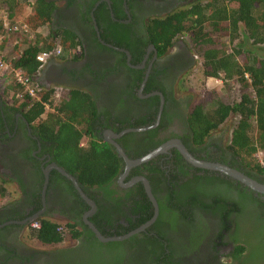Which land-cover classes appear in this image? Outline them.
I'll list each match as a JSON object with an SVG mask.
<instances>
[{"label": "flooded vegetation", "instance_id": "obj_1", "mask_svg": "<svg viewBox=\"0 0 264 264\" xmlns=\"http://www.w3.org/2000/svg\"><path fill=\"white\" fill-rule=\"evenodd\" d=\"M44 1L53 8L42 28L46 36H53L54 45L33 77L38 91L51 94L55 102L72 90L87 93L101 141L110 146L115 142L130 159L175 139L193 158L248 176L227 146L233 116L201 144L192 141L188 114L196 106H206L197 100L191 83L201 58L181 38L161 51L146 33L149 18L190 0ZM67 36L73 37V45ZM209 79L226 81L221 74ZM53 164L58 166L50 144L41 139L24 110L7 102L0 86V184L7 191L0 201V264H264V194L220 172L191 165L175 146L126 172L123 163L103 188L81 190L95 205L86 220L94 227L93 222L109 224L105 233L95 227L105 237L120 236L151 217L134 227L140 219L133 211L134 200L145 199L153 213L141 182L128 184L137 176L147 180L157 206L153 222L116 241L95 237L83 222L89 206ZM248 177L264 184V174ZM98 204L105 214L97 213ZM44 219L64 227L75 224L80 233L51 245L20 241L32 224L38 226Z\"/></svg>", "mask_w": 264, "mask_h": 264}, {"label": "trees", "instance_id": "obj_2", "mask_svg": "<svg viewBox=\"0 0 264 264\" xmlns=\"http://www.w3.org/2000/svg\"><path fill=\"white\" fill-rule=\"evenodd\" d=\"M22 2L0 0V7L10 19L22 18V23L31 31L47 24L53 5L38 0L26 12ZM93 15L96 18V10ZM145 29L151 42L161 51L175 39L187 41L201 58L203 78L221 74L238 85L237 97L231 100L212 98L204 108L196 106L190 111L187 123L192 141L201 144L231 115L228 149L248 176L264 174V168L254 156L258 151H264V0H190L161 16L149 18ZM52 39L51 34L44 37L34 33L24 50H15L10 59L12 70L20 71L28 82H32L40 64L37 54L51 49ZM66 39L73 45L72 36ZM8 79L3 97L24 110V116L34 123L41 139L50 144L52 159L75 177L80 189L103 188L112 183L122 170L123 161L112 146L101 141L100 128L94 126L96 110L89 95L72 90L55 102L51 94L38 91L36 100L22 93L21 87L10 76ZM44 103L49 107L45 108ZM6 193L0 184V201ZM133 203V211L140 217L135 227L151 216V209L145 199ZM97 213L105 214L99 204ZM107 220L105 222L109 223ZM93 224L101 233L109 227V224ZM78 225L85 228L82 222ZM75 226L64 227L61 223L39 220L37 227H29L27 238L41 244H57L62 239L79 235ZM237 249L240 252L242 248L238 246Z\"/></svg>", "mask_w": 264, "mask_h": 264}, {"label": "water", "instance_id": "obj_3", "mask_svg": "<svg viewBox=\"0 0 264 264\" xmlns=\"http://www.w3.org/2000/svg\"><path fill=\"white\" fill-rule=\"evenodd\" d=\"M91 16V20L93 23V28L97 31L95 22H94V18L92 16V14H90ZM157 122V119H156ZM156 124V123H154ZM145 126V127H137V128H127L124 129L122 131H120L117 134H113V137H118L123 133L126 132H130V131H143L146 129H149L150 127L154 126ZM111 145L114 148L115 153L117 154L118 157H120L124 163V172H126L130 167L132 166H136L139 165L147 160H149L150 158H152L153 156H155L156 154L166 150L168 147L170 146H175L179 153L182 155V157L191 165L198 167V168H203V169H208V170H214L217 172H220L222 174H225L237 181H239L240 183H242L243 185H245L246 187H248L249 189L259 192V193H263L264 194V184L263 183H259L256 180L246 176L245 174L241 173L240 171L233 169L231 167H228L226 165H223L221 163H217V162H207V161H202V160H197L195 158H193L188 152L187 150L180 144V142L178 140H170L167 141L163 144H161L160 146L156 147L155 149L149 151L148 153L137 157L135 159H130L128 158L124 152L122 151V149L115 143V142H110ZM53 167L64 177H66L67 179H69L70 181H72L73 187L75 189V191L78 193V195L82 198V200L89 206V209L83 214V222L90 228V230L93 232V234L95 235V237L102 242H108V241H116V240H122L125 239L127 237H129L130 235H133L139 231H142L144 228H146L149 224H151L157 214V206H156V202L150 192L149 186H148V182L147 180L143 177V176H137L132 178L128 184L135 182V181H140L145 194L149 200V202L151 203L152 207H153V213L151 215V217L144 223H142L140 226H138L137 228L123 234L120 236H103L101 235L98 230L86 220V217L89 216L90 214H92L95 210V205L94 203L88 199L84 193L81 191L80 187L78 186V184L76 183V181L73 179V177L71 175H69L68 173H66L62 168L56 166L53 164ZM123 176V175H122ZM14 222V221H13Z\"/></svg>", "mask_w": 264, "mask_h": 264}, {"label": "rangeland", "instance_id": "obj_4", "mask_svg": "<svg viewBox=\"0 0 264 264\" xmlns=\"http://www.w3.org/2000/svg\"><path fill=\"white\" fill-rule=\"evenodd\" d=\"M22 5H23V9L25 10V3H23ZM37 32L40 35H42L41 29L38 30ZM20 33L17 32L18 36L16 37V39H14V38L12 39L10 37V34H9V37H8L7 41L4 42V45L8 44V43H12V44H16V45H17V43H21L20 39H24L26 37V34L23 31H20ZM33 36H34V32L32 33V35L30 37L25 38V39L30 40V39H32ZM223 39L226 40L227 38H223ZM18 46H19V44H18ZM262 55H264V53H262ZM191 83H192V86L194 87V89H196V91L198 92V99L197 100H201L205 104L206 103L209 104L211 102V99L214 97L220 98L223 100H231V99L237 97V95H238V85L236 83H234V81H231L230 79L226 78V81H223V84H222L219 81L215 82L212 79L203 78L200 68H199L198 72L192 76ZM3 91L4 90H2V95L6 96V95H4ZM208 93H211L212 97H209ZM186 95H187V97L189 96V94H186ZM4 98L6 99V97H4ZM232 120H233V118H232ZM231 124H232V121H231ZM256 155L257 154H255L254 156L256 157ZM258 156L259 157H256L257 161H258V159H260V156L264 158V151H258ZM57 223H60V222H57ZM20 241L25 243L26 245H33L34 244L32 239L27 238V237H22L20 239Z\"/></svg>", "mask_w": 264, "mask_h": 264}, {"label": "built area", "instance_id": "obj_5", "mask_svg": "<svg viewBox=\"0 0 264 264\" xmlns=\"http://www.w3.org/2000/svg\"><path fill=\"white\" fill-rule=\"evenodd\" d=\"M0 22L3 27V31L0 32V74L2 76H6L7 78H9L10 76L13 79V81L18 85V87H21L22 93H24L28 97L36 98L38 90L36 89L35 84H33V82H28L26 78L22 76V73L20 71L12 70V67L10 64V58L5 55V52L3 50L4 42L7 41L10 31L16 30L17 25L15 23L10 22L7 16V12L2 7H0ZM20 31H23L26 34L27 38L32 35V33L30 32L31 30L24 23L20 24ZM45 55H46V50H42L38 52L37 60L41 62L43 58L45 57ZM212 80H214L215 82L219 81L221 83V80L223 79H218V80L212 79ZM46 104L47 103H44L45 108H47ZM256 154H257L256 157H259L258 152ZM258 162L264 168V158L260 156V159H258ZM32 226L35 227L36 224L34 223L32 224Z\"/></svg>", "mask_w": 264, "mask_h": 264}, {"label": "crops", "instance_id": "obj_6", "mask_svg": "<svg viewBox=\"0 0 264 264\" xmlns=\"http://www.w3.org/2000/svg\"><path fill=\"white\" fill-rule=\"evenodd\" d=\"M22 3H25V11L26 12L30 11L32 6L34 5L32 0H23ZM9 20H10L11 23H15L17 25V29L16 30H11L10 31V37L12 39L13 38L16 39V37L18 36L17 32L20 33V24L22 23V18H20V17H18L17 19L16 18L15 19H13V18L10 19L9 18ZM40 29L42 30V36L45 37L46 36L44 34L45 33V28L39 27V28H36V30L30 31V32L31 33H33V32L34 33H38L37 31L40 30ZM25 38H27V37H25ZM25 38L24 39H20L21 43H17V45L16 44H12V43H8L9 45L5 44L3 46V50L5 52V55L7 57H9L10 59H12L14 57V55H15V50L16 49H18V51L24 50L27 47V43H28V39L26 40ZM18 44H19V46H18ZM7 83H9V79L6 76H2L0 74V86H1L2 90L7 85Z\"/></svg>", "mask_w": 264, "mask_h": 264}]
</instances>
